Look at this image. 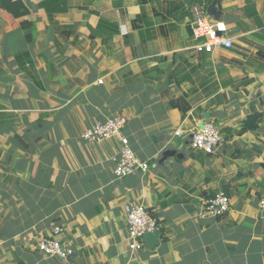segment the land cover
<instances>
[{"label": "crops", "instance_id": "obj_1", "mask_svg": "<svg viewBox=\"0 0 264 264\" xmlns=\"http://www.w3.org/2000/svg\"><path fill=\"white\" fill-rule=\"evenodd\" d=\"M20 1L24 17L0 10V264H264V0ZM194 3L232 48L195 50ZM114 115L145 172L117 179V140L81 137ZM207 120L212 153L188 144ZM220 191L228 212L203 216ZM128 201L156 218L151 249L128 248ZM54 224L65 260L36 249Z\"/></svg>", "mask_w": 264, "mask_h": 264}, {"label": "built area", "instance_id": "obj_2", "mask_svg": "<svg viewBox=\"0 0 264 264\" xmlns=\"http://www.w3.org/2000/svg\"><path fill=\"white\" fill-rule=\"evenodd\" d=\"M190 30L195 40L197 52L211 53L216 48L230 49L233 40L227 34V26L220 20L209 17L204 5L194 3L190 7ZM126 119L121 115H114L104 123H95L87 127L81 137L92 143H99L108 139H115L119 143L117 153L111 160L114 163L113 174L121 179L134 172H145L148 163L139 160L129 145L128 139L122 134ZM183 131L176 129L175 136H182ZM223 142L220 129L212 122H204L202 129L193 130L188 136L191 148L204 153L214 152ZM230 199L225 192H217L207 197L203 202V216L218 218L228 212ZM258 210L264 220V196L259 199ZM126 216L128 248L131 253L144 247L143 236L147 232L157 230L156 218L142 203L128 201L124 204ZM36 249L47 257L67 259L72 254V243L66 236L63 225L54 224L47 236H42L36 244Z\"/></svg>", "mask_w": 264, "mask_h": 264}, {"label": "trees", "instance_id": "obj_3", "mask_svg": "<svg viewBox=\"0 0 264 264\" xmlns=\"http://www.w3.org/2000/svg\"><path fill=\"white\" fill-rule=\"evenodd\" d=\"M0 10L5 11L15 19L24 17L28 13L26 6L20 0H0ZM260 120L261 113L253 112L242 122L241 129L238 133L255 130Z\"/></svg>", "mask_w": 264, "mask_h": 264}, {"label": "water", "instance_id": "obj_4", "mask_svg": "<svg viewBox=\"0 0 264 264\" xmlns=\"http://www.w3.org/2000/svg\"><path fill=\"white\" fill-rule=\"evenodd\" d=\"M208 117V116H206ZM203 125H204V122L202 121L200 124H199V129H202L203 128ZM159 236V232L157 230H154V231H151V232H147L144 234L143 236V241H144V244L149 248L151 249L153 247V245L155 244L157 238Z\"/></svg>", "mask_w": 264, "mask_h": 264}]
</instances>
